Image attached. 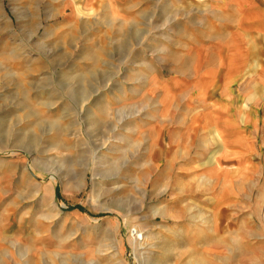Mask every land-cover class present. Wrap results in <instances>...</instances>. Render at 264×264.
I'll return each mask as SVG.
<instances>
[{
    "label": "rangeland",
    "instance_id": "374dc122",
    "mask_svg": "<svg viewBox=\"0 0 264 264\" xmlns=\"http://www.w3.org/2000/svg\"><path fill=\"white\" fill-rule=\"evenodd\" d=\"M147 5L0 0V264H264L260 88L190 81Z\"/></svg>",
    "mask_w": 264,
    "mask_h": 264
},
{
    "label": "crops",
    "instance_id": "0c3cea01",
    "mask_svg": "<svg viewBox=\"0 0 264 264\" xmlns=\"http://www.w3.org/2000/svg\"><path fill=\"white\" fill-rule=\"evenodd\" d=\"M147 1L156 3L153 10L147 5V19H165L159 30H180L186 36L179 71L188 70L190 81L217 84L218 99H241L255 94L257 86L252 96L264 99V0ZM235 109L242 120L250 114ZM242 123L237 131H245Z\"/></svg>",
    "mask_w": 264,
    "mask_h": 264
}]
</instances>
